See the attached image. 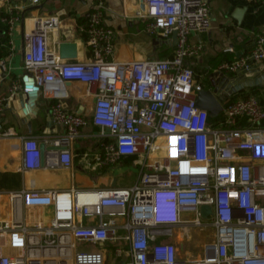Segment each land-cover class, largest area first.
I'll return each instance as SVG.
<instances>
[{"label":"built area","instance_id":"2783aa9c","mask_svg":"<svg viewBox=\"0 0 264 264\" xmlns=\"http://www.w3.org/2000/svg\"><path fill=\"white\" fill-rule=\"evenodd\" d=\"M4 1L9 12L3 19L11 34L20 13L13 0ZM211 2L143 0L134 16L154 39L172 44V50L168 56L141 59L114 58V29L104 22L103 0L93 2L86 24L90 61L62 60L47 41L48 32L58 27V16L34 17L23 55L32 85L14 80L10 92L0 95V110L15 91L69 83L74 92L93 95L94 103L89 118L60 101L51 104V117L63 131L44 141L59 147L56 164L73 172L74 142L89 119L98 127L99 149L83 153L85 167L131 157L137 177L119 187L79 189L72 184L8 191L10 216L4 218L0 209V264H264V130L236 124L241 115L258 122L264 109L254 95L222 104L216 117L196 104L201 83L189 60L202 44L190 42L189 35L210 28ZM251 59L264 60V28L246 54L224 60L220 68L247 67ZM43 163L39 140L24 136L23 167ZM43 204L52 207L48 221L27 216L26 206ZM202 204L210 205L207 216L201 214ZM84 216L93 221L84 223ZM174 224L213 228L201 257L179 260L176 244L159 239ZM108 240L128 245L123 261L119 245L109 263L102 246L80 248Z\"/></svg>","mask_w":264,"mask_h":264},{"label":"crops","instance_id":"0c3cea01","mask_svg":"<svg viewBox=\"0 0 264 264\" xmlns=\"http://www.w3.org/2000/svg\"><path fill=\"white\" fill-rule=\"evenodd\" d=\"M95 0H13L18 8L20 19L12 29L7 32V24L3 17L8 14V5L0 0V64L3 65L4 74L0 71V95L8 94L14 80L23 84L32 85V74L23 66L25 50V33L30 31L34 17L38 15L53 14L58 16V27L49 31L48 45L58 51V43L63 40L76 42V56L62 58V60L90 61L93 54L85 41L86 24L92 4ZM105 3L104 22L114 29V58H151L162 56L167 52L168 45L164 40L154 39L144 28V21L134 16L138 8H143V0H103ZM26 9V10H25ZM210 28L204 32H192L189 41L201 43L200 53L192 58L191 62L195 79L201 85L216 87L219 95L223 97L222 104L238 97L254 95L258 98L264 109V83L246 85L241 89H232L223 81L225 69L220 68L224 60H231L246 54L253 46L256 33L264 28V0H212L210 7ZM156 40V41H155ZM60 56V55H59ZM254 64L261 66L264 72V60L251 59ZM212 76L209 77V75ZM263 79V78H262ZM214 82V85H212ZM212 83V84H211ZM55 85V83H51ZM15 92L26 93L29 97L27 107L21 108L18 104L9 106L8 100ZM10 95L6 105L0 110V203L1 213L4 218L10 216V206L7 192L10 190L25 189L28 191H42L46 189H64L72 184L79 189H94L109 186H126L132 184L137 177V165L131 157L122 161L96 169L85 167L83 153L90 155L99 149L98 127L89 119L80 128V134L74 142V169L56 164L57 147L44 141L63 131L61 125L56 123L50 114V106L55 101H60L64 107L72 112L80 113L89 118L94 96L86 95L80 91L74 92L71 84L52 87H33L27 92L19 90ZM241 127H258L264 130V116L256 123L249 121L246 115L238 117L237 123ZM6 132V133H5ZM24 136L36 137L43 145L44 163L32 169H25L22 164V139ZM89 172L91 177L86 186L78 187L74 184V171ZM95 180V182L93 181ZM93 181V182H92ZM25 212L29 217L48 221L52 215L50 204L39 206H26ZM187 216L190 213H186ZM121 220V217H118ZM84 223L93 221V217H82ZM174 224L169 233H162L159 239L170 240L178 243L177 257L179 260L193 261L203 255L205 241L213 238L214 230L204 228L205 237L202 240V249L195 254H187L184 242L190 237L188 227ZM177 229H180L179 231ZM123 232V230H120ZM180 236L184 238L181 245ZM205 240V241H204ZM122 246L124 253L118 257L123 261L127 257L128 245L124 241H105L102 245H94L110 249V254L115 255L114 249ZM0 248L4 246L0 245Z\"/></svg>","mask_w":264,"mask_h":264},{"label":"water","instance_id":"95a60500","mask_svg":"<svg viewBox=\"0 0 264 264\" xmlns=\"http://www.w3.org/2000/svg\"><path fill=\"white\" fill-rule=\"evenodd\" d=\"M26 10V9H25ZM156 41V40H155ZM176 42V32H173V43ZM77 45L76 42L70 40H63L58 43L59 55L62 58H73L76 56ZM261 66L254 64L252 61L249 62L247 67H242L233 71H227L224 74L223 81L229 84L232 89H241L246 85H253L259 82L264 83V72H261ZM3 70V65L0 64V71ZM4 74V71H2ZM212 74L209 75V77ZM263 78V79H262ZM212 84V83H211ZM214 85V82L213 84ZM19 91V90H18ZM29 97L26 93L15 92L10 96L8 103L10 107L14 104H19L21 108H26ZM223 97L218 94L216 87H208L206 85H200L196 89V104L201 108L208 110L211 117H216L222 111ZM58 150L59 147H54ZM40 150L43 159V145H40ZM201 214L207 216L211 212L210 205L202 204L200 207ZM106 262L109 263L112 259L110 249L105 250Z\"/></svg>","mask_w":264,"mask_h":264},{"label":"rangeland","instance_id":"374dc122","mask_svg":"<svg viewBox=\"0 0 264 264\" xmlns=\"http://www.w3.org/2000/svg\"><path fill=\"white\" fill-rule=\"evenodd\" d=\"M87 177H91L89 172L83 173V172H79L75 170L74 171V184L78 187L86 186L88 181H90V179H88ZM93 181L95 182L94 179ZM188 216L189 217L192 216V213L188 214ZM209 228H210L209 230H211L212 227H209ZM203 229L204 228H200L196 226L188 227V232L190 233V237L185 242L183 240L184 238L180 236L179 243L183 245L182 243L184 242V249L187 252V254L189 253L195 254L198 250L202 249V242H203L202 240L205 237V233L204 231H202ZM177 230L179 231L180 229H177ZM176 246H178V243L176 244ZM80 248L89 250V249H94L95 247L94 245L85 244Z\"/></svg>","mask_w":264,"mask_h":264},{"label":"trees","instance_id":"16d2710c","mask_svg":"<svg viewBox=\"0 0 264 264\" xmlns=\"http://www.w3.org/2000/svg\"><path fill=\"white\" fill-rule=\"evenodd\" d=\"M167 48L169 49V51L167 52V50H166V52L165 53H162L163 55L162 56H168V55H170L171 54V46L170 45H168L167 46Z\"/></svg>","mask_w":264,"mask_h":264}]
</instances>
